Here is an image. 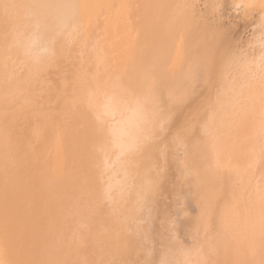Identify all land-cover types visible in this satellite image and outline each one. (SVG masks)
I'll list each match as a JSON object with an SVG mask.
<instances>
[{
    "label": "bare ground",
    "instance_id": "6f19581e",
    "mask_svg": "<svg viewBox=\"0 0 264 264\" xmlns=\"http://www.w3.org/2000/svg\"><path fill=\"white\" fill-rule=\"evenodd\" d=\"M263 66L264 0H0V264H264ZM177 169L252 210L190 234Z\"/></svg>",
    "mask_w": 264,
    "mask_h": 264
},
{
    "label": "rangeland",
    "instance_id": "374dc122",
    "mask_svg": "<svg viewBox=\"0 0 264 264\" xmlns=\"http://www.w3.org/2000/svg\"><path fill=\"white\" fill-rule=\"evenodd\" d=\"M248 43V44H247ZM246 43V46H245V48H247V49H249V48H252V46H251V43L250 42H247ZM249 45L251 46V47H249ZM259 45V44H258ZM257 46V45H256ZM255 47V46H254ZM259 48H257V50H258ZM258 55V54H257ZM259 56V55H258ZM250 64H253V63H251V62H249V65ZM264 67V66H263ZM262 67V68H263ZM262 68H258V69H254L253 71H254V73L256 74H254V73H250L249 74V72H252V71H249L248 72V74H247V78L251 81V82H255V83H258V84H262V83H264V69H262ZM238 69H239V66H238ZM244 69H247L246 67L244 68ZM258 70V71H257ZM263 70V71H262ZM232 71V70H231ZM239 71V70H238ZM233 72V71H232ZM240 72H236V70H235V72H233V74H234V84H235V92L234 93H236V95L234 96V97H236V98H234L235 99V101H236V103L238 104V103H240L241 101L243 102L244 101V96H243V94L241 95V93L240 92H238V90L240 89V85L239 84H237L238 82H239V80H240V77H239V74ZM232 74V75H233ZM254 74V75H253ZM237 77V78H236ZM236 79V80H235ZM251 79H255V81H253V80H251ZM257 79V80H256ZM238 81V82H237ZM241 96V97H240ZM241 98V99H240ZM243 99V100H242ZM225 102H226V104L228 105V103H230V102H228V100L227 99H225L224 100ZM241 105H242V107L238 110L237 109V106L235 107L234 105H233V110H230V109H228L227 111H225V110H223V115H225V116H229L230 115V117L232 116V118L233 119H231L232 121L229 123V127L231 128H233V129H235L234 130V132H223V140L225 141V140H231L232 139V137L233 138H237V136L239 137V144H240V142H242V141H244V139H246V137H247V135H248V133H246V126L247 125H245V124H247V122H248V120H246V118H245V113H244V110L246 109L245 107H246V103H241ZM237 112V113H236ZM247 112V111H246ZM239 119V120H238ZM247 121V122H246ZM234 122V123H233ZM238 122V123H237ZM246 122V123H245ZM245 123V124H244ZM239 125H241L242 126V130H245L244 132L243 131H241V129H240V127L241 126H239ZM239 130V131H238ZM231 133V134H230ZM238 133V134H237ZM246 133V134H245ZM233 134V135H232ZM235 134V135H234ZM231 135V136H230ZM238 139V138H237ZM166 141V140H165ZM216 148V147H215ZM215 148L212 150V151H214L215 150ZM166 150H163V152H165ZM177 151H180L181 152V150L180 149H178ZM214 154V153H213ZM223 154V153H222ZM221 156V154H220V152L219 151H217V156ZM158 156V155H157ZM159 156H161V155H159ZM181 160H182V158L180 157V159H176L175 160V163H180L181 162ZM224 167V166H223ZM222 167V168H223ZM243 167V166H242ZM221 168V167H220ZM253 172V170H251V172H250V174H247L250 178H253L252 176H254L255 177V175L252 173ZM181 173H182V170L180 171L179 169H177V170H175V171H173L172 173H170L169 174V177L170 178H168L167 179V181H165V182H163V184H162V186H161V189L159 190V192L161 193V197L160 198H162V199H160V200H163V199H165L164 201H160V203H163V202H166L167 204H170L171 206H173L174 205V203L175 202H177V200L179 199V195H182V197H184V199L183 200H181L180 202H179V204H180V206H178V205H174V207H176L175 209H177V210H175L177 213L178 212H180V213H178V214H181L182 212H184V214L186 213H188V215L190 214L191 216H190V222H187L186 221V223L184 224V226H186V227H188V229H191V231L189 232L190 234H193V233H195L194 235H196V236H199V231H201V230H203V232H200V233H204V230H207V231H211V229H212V227L213 226H217V228L215 229V230H217V229H220V228H223V226L225 225L226 227L227 226H229V225H232V223L233 222H231V220H232V214H234L233 212L234 211H237V206H238V204H231V201L232 200H239L240 201V203H242L243 204V211L244 212H250L252 209L250 208V204H248V203H250V202H252L251 201V199L249 198L250 196H242L240 199H237V198H235V199H233L232 198V196H231V201L229 202V201H227V196H229L230 195V190H228V191H226V196H222V194H221V196H218V194L216 195V193L214 192V193H212L211 192V194L209 193V195H207V191H209L210 189H208V188H210V187H207L206 189L205 188H203V189H201V188H190V190L188 191V194H189V196H187V194L185 193H181V192H179V189L181 188V187H183V186H181L180 187V184H182V181L181 180H179V178L182 176L183 177V175H181ZM181 175V176H180ZM214 175V174H213ZM249 178V179H250ZM247 181H248V178H245ZM219 180V179H218ZM225 180H227V179H225ZM229 180V179H228ZM227 180V181H228ZM232 181V183H233V180H231ZM121 185H124V184H121ZM233 185H235V183L233 184ZM115 189V187H113V189L111 188V189H109V191H107V193H112L113 192V190ZM199 190H201V191H199ZM140 190H136V192L134 193V195H131V197L130 198H134V197H136L137 196V192H139ZM205 194H204V193ZM229 192V193H228ZM176 193V194H175ZM163 195H164V197H163ZM160 196V195H159ZM166 196V197H165ZM176 196V197H175ZM198 196V197H197ZM219 197V198H218ZM142 199V202H146L148 199H144L145 197H141ZM192 198V199H191ZM193 198L195 199V203H198V204H200V203H202L203 204V202L205 203V202H207L206 203V205H205V208H206V212H207V216L206 217H204V218H202L201 216L205 213H203L202 214V211L201 210H199V208H192L193 209V211H192V209H190L188 206H190V205H192L193 203L191 202V200H193ZM197 198V199H196ZM199 198V199H198ZM229 200H230V197L228 198ZM140 200V199H139ZM141 200H140V202H141ZM190 200V201H189ZM199 200V201H198ZM212 200H213V202H212ZM239 201H238V203H239ZM250 201V202H249ZM134 202H129V205H132ZM173 203V204H172ZM188 203H189V205H188ZM187 204V205H186ZM229 204V205H228ZM185 205L187 206V208L185 207ZM178 206V207H177ZM193 206H195V205H193ZM248 206V207H247ZM131 207V206H130ZM232 207V208H231ZM260 207H263V203L260 205ZM234 208V209H233ZM231 209H232V211H231ZM250 211H249V210ZM246 210V211H245ZM198 213V214H197ZM200 213V214H199ZM231 213V214H230ZM235 213H238V212H235ZM183 214V213H182ZM185 214V215H186ZM214 216V218L213 219H210V217L211 216ZM230 215V216H229ZM235 215H237V214H235ZM179 216V215H178ZM210 216V217H209ZM233 217H234V215H233ZM236 217V216H235ZM209 218V219H208ZM237 218V217H236ZM182 219V218H181ZM185 222V221H184ZM196 222V223H195ZM188 223V224H187ZM194 228H197L196 230L194 229ZM199 230V231H198ZM213 232V231H212ZM205 233H207V232H205ZM213 233H215V231L213 232ZM210 234V233H209ZM193 235V236H194ZM190 236V235H189ZM231 237H233V236H231ZM230 237V239H231V241L232 242H235L236 241V239H235V237H233V240H232V238ZM212 239H214L213 237H212ZM230 239H229V241H230ZM221 241H224V240H222V239H220ZM214 241V240H213ZM206 241H202L201 239L200 240H198V241H195L192 245V248H190L191 250H195L196 249V247H199V248H201V245H203V243H205ZM210 243H211V239H210V241H209ZM209 242H207V243H209ZM197 250V249H196ZM54 251V250H53ZM226 254H228L227 252H226Z\"/></svg>",
    "mask_w": 264,
    "mask_h": 264
}]
</instances>
